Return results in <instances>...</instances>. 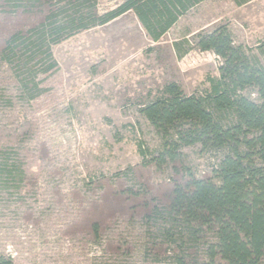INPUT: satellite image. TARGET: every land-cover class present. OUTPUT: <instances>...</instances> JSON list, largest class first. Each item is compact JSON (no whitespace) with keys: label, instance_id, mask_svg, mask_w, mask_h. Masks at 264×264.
<instances>
[{"label":"trees","instance_id":"obj_1","mask_svg":"<svg viewBox=\"0 0 264 264\" xmlns=\"http://www.w3.org/2000/svg\"><path fill=\"white\" fill-rule=\"evenodd\" d=\"M206 1L122 0L100 13L98 0H0V206L13 203L19 217L35 221V184L45 174L47 206L70 217L58 187L68 170L37 142L31 113L46 91L41 83L59 71L53 47L127 13L156 44ZM231 1L241 7L254 0ZM173 50L178 59L212 54L217 76L191 95L174 82L148 95L137 113L156 146L137 142V166L75 181L80 212L62 235L101 248L105 264H135L136 248L147 264H264V40L248 49L218 25L187 33ZM195 159L205 161V174ZM157 178L164 184H154ZM120 219L139 226L142 244L126 239ZM75 222L85 225L76 235ZM0 264L13 263L0 255Z\"/></svg>","mask_w":264,"mask_h":264},{"label":"rangeland","instance_id":"obj_2","mask_svg":"<svg viewBox=\"0 0 264 264\" xmlns=\"http://www.w3.org/2000/svg\"><path fill=\"white\" fill-rule=\"evenodd\" d=\"M121 1L98 0V10L104 13ZM218 25L228 27L237 45L255 50L264 40V0L241 7L231 0L203 2L156 44L148 40L133 13H127L52 48L59 71L41 83L46 91L31 103V113L37 142H46L50 157L68 170L58 187L71 208L70 217L65 220L62 208L47 206V175H40L35 184V221L19 217L13 203L0 206V255L13 264H105L101 248L92 244L85 248L62 235L65 225L78 216L72 196L81 195L75 194L73 183L107 178L140 164L137 142L153 149L156 140L137 113L139 105L166 83L174 82L191 95L206 87L208 76H217L219 61L212 54L192 51L178 59L173 44L187 33L211 31ZM194 164L205 174L204 160L195 159ZM139 174L147 181V173ZM163 181L157 178L154 184ZM110 187L104 188L108 197ZM93 201L97 203L98 197ZM124 221L120 219L126 239L142 244L139 226ZM74 227L76 235L85 225L75 222ZM137 249L132 260L147 264Z\"/></svg>","mask_w":264,"mask_h":264}]
</instances>
